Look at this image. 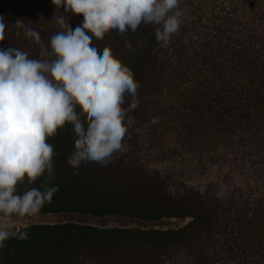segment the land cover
Masks as SVG:
<instances>
[{"label": "trees", "instance_id": "obj_1", "mask_svg": "<svg viewBox=\"0 0 264 264\" xmlns=\"http://www.w3.org/2000/svg\"><path fill=\"white\" fill-rule=\"evenodd\" d=\"M180 7L184 23L166 48L151 24L99 39L140 84L130 138L107 166L68 165L74 133L59 130L48 140L58 191L38 214L188 221L168 229L30 224L15 231L27 239L0 248V264H264V0ZM59 15L72 28L83 19L52 0H0V48L35 57L37 46L15 23L47 40L61 30Z\"/></svg>", "mask_w": 264, "mask_h": 264}, {"label": "clouds", "instance_id": "obj_2", "mask_svg": "<svg viewBox=\"0 0 264 264\" xmlns=\"http://www.w3.org/2000/svg\"><path fill=\"white\" fill-rule=\"evenodd\" d=\"M64 13L81 15L72 28L55 18L60 31L47 40L17 21L38 49L35 57L18 47L0 48V217L37 215L58 191L53 167L54 146L48 140L71 125L73 149L68 165L79 162L107 166L124 150L140 105L139 82L132 69L99 39L106 31L123 35L141 24L155 26V39L166 48L179 34L185 10L180 0H52ZM6 25L0 21V41ZM19 34V33H18ZM96 41V42H94ZM125 47L131 49L130 42ZM130 98V99H128ZM127 100V104H126ZM126 104V106H125ZM158 116L149 122L157 123ZM147 126V125H146ZM39 187L22 192L25 180ZM24 240L11 223L0 221V248L11 237Z\"/></svg>", "mask_w": 264, "mask_h": 264}, {"label": "rangeland", "instance_id": "obj_3", "mask_svg": "<svg viewBox=\"0 0 264 264\" xmlns=\"http://www.w3.org/2000/svg\"><path fill=\"white\" fill-rule=\"evenodd\" d=\"M0 221L11 223L13 230L25 227L35 223H62L75 222L82 224L94 225L97 227H138V228H176L184 225L188 220L181 219H164L156 222H145L141 220L123 218V217H95L87 214H67V213H48L37 214L32 217L17 218H3Z\"/></svg>", "mask_w": 264, "mask_h": 264}]
</instances>
